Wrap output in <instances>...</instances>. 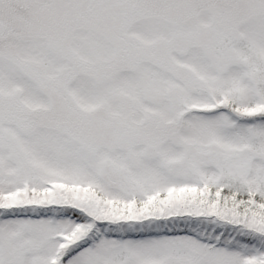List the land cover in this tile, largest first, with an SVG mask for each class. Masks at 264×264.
<instances>
[{"label":"snow or ice","instance_id":"obj_1","mask_svg":"<svg viewBox=\"0 0 264 264\" xmlns=\"http://www.w3.org/2000/svg\"><path fill=\"white\" fill-rule=\"evenodd\" d=\"M0 264H264V0H0Z\"/></svg>","mask_w":264,"mask_h":264}]
</instances>
